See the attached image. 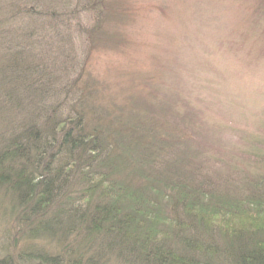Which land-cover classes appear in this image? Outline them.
Here are the masks:
<instances>
[{"label":"rangeland","instance_id":"obj_1","mask_svg":"<svg viewBox=\"0 0 264 264\" xmlns=\"http://www.w3.org/2000/svg\"><path fill=\"white\" fill-rule=\"evenodd\" d=\"M90 5L96 9H85ZM38 12L42 27L60 16L68 28L65 34L60 26L56 33L39 34L43 38L34 49L40 61L56 70L64 64V77L76 80L75 97L87 92L83 106L99 119V140L115 164L114 177L133 193L141 188H136V148L149 139L156 147L168 144L162 154L183 156L188 171L199 168L202 175L217 177L224 194L240 196L252 178L264 174V0H0V51L37 26L30 19ZM75 97L64 106L61 93L59 101L45 104L60 103L66 115ZM27 109L20 101L0 106V151L20 133L16 126ZM86 169L71 173L70 189ZM2 178L0 263L45 264L40 256H46L49 264L80 257L85 264L86 248L94 250L98 242H90L96 236L79 229L60 232L62 221L55 215L60 202L38 216L26 206V195L19 200L13 191L14 178ZM237 205L224 203L230 209ZM41 219L54 221L50 233L42 230ZM125 248L103 257L110 264H132L117 259Z\"/></svg>","mask_w":264,"mask_h":264},{"label":"trees","instance_id":"obj_2","mask_svg":"<svg viewBox=\"0 0 264 264\" xmlns=\"http://www.w3.org/2000/svg\"><path fill=\"white\" fill-rule=\"evenodd\" d=\"M85 9L94 11L96 5ZM75 13L77 9L70 15ZM33 17L30 20L39 27H29L22 41L13 39L0 51V98L5 102L0 100V106L20 101L27 112L31 110L17 123L21 131L9 141V148L0 151V184L4 175L12 176L13 191L19 192V200L26 195V206L32 212L37 209L38 216L45 215L43 208L60 202L61 211L55 214L62 221L57 224L60 232L79 229L96 236L90 242H98L94 250L86 248L90 256L85 264H110L103 256L123 247L117 259L132 264H264V174L252 178L248 190H239L242 195L224 194L217 177L204 176L199 168L188 171L183 156L162 154L168 144L156 147L149 139L150 144L140 142L136 148L140 168L135 172L136 188H141L133 193L124 180L114 177L115 164L99 140V119L95 113L89 117L83 106L87 92L75 97L76 80L65 78L64 64L56 70L40 61L34 49L43 38L39 34L56 33L59 26L65 34L68 28L60 16L53 23L48 18L47 27L39 23L42 12ZM61 93L64 106L69 96L75 97L66 115L60 113V103L50 108L45 104L48 99L59 101ZM81 166L87 169L70 189L71 173ZM224 203L238 205L230 209ZM41 222L42 230L50 233L48 226L54 221ZM40 259L50 263L46 256ZM80 260L68 264H81ZM4 261L0 264H9Z\"/></svg>","mask_w":264,"mask_h":264}]
</instances>
